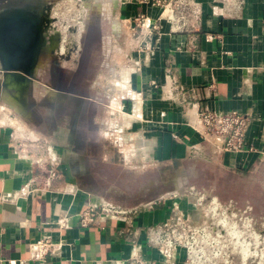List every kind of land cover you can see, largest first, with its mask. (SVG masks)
Listing matches in <instances>:
<instances>
[{
	"label": "crops",
	"instance_id": "0c3cea01",
	"mask_svg": "<svg viewBox=\"0 0 264 264\" xmlns=\"http://www.w3.org/2000/svg\"><path fill=\"white\" fill-rule=\"evenodd\" d=\"M97 2L109 32L101 77L88 88L94 96L48 94L39 65L30 91L36 105L48 99L39 116L4 98L0 76V264H41L29 260L28 245L42 237L63 244L45 264H129L134 256L165 264L147 246L145 228L165 221L173 207L185 215L194 208L181 198L164 200L169 194L149 199V162L179 167L190 147L209 151L190 126L199 113L250 119L244 152L211 156L220 168L244 174L264 160V0H196L198 12L184 28L148 5ZM138 16L144 19L133 29ZM91 108L104 116H92ZM85 122L102 135L114 132V144L94 155L79 127ZM37 161L61 174L48 189ZM103 203L136 208L132 227L116 220L81 227L79 214ZM64 217L67 228L59 230L55 222ZM172 264H182V254Z\"/></svg>",
	"mask_w": 264,
	"mask_h": 264
},
{
	"label": "built area",
	"instance_id": "2783aa9c",
	"mask_svg": "<svg viewBox=\"0 0 264 264\" xmlns=\"http://www.w3.org/2000/svg\"><path fill=\"white\" fill-rule=\"evenodd\" d=\"M137 5L157 8L160 16L169 22L184 28L192 15L198 12L196 0H131ZM143 16L134 19L135 29L141 25ZM155 28V27H154ZM250 119L239 112L199 113L190 126L202 137L203 144L209 148L212 156L223 153H241L246 150L245 135ZM196 146L190 147L189 153H203ZM52 162V161H51ZM42 166L45 176V188L51 187L61 174L53 163L37 161ZM40 166V167H41ZM179 198L171 194L166 198ZM163 200V199H162ZM149 203V206L155 205ZM196 207L209 216V223L196 224L185 218L178 207L165 221L145 228L147 246L157 250L165 264H172L182 254V264H264V232L256 228V221L251 208L237 209L231 202L221 203L216 197L207 198L204 194L196 196ZM136 208H126L103 203L99 207H90L79 214V224L86 228L98 226L107 220L120 221L132 227ZM62 230L67 228L66 218L55 222ZM128 230L123 231V233ZM29 260L45 264L49 257L57 256L63 247L62 242H54L49 237H42L29 245ZM129 264H148L138 256L131 257ZM149 264H151L149 262Z\"/></svg>",
	"mask_w": 264,
	"mask_h": 264
},
{
	"label": "rangeland",
	"instance_id": "374dc122",
	"mask_svg": "<svg viewBox=\"0 0 264 264\" xmlns=\"http://www.w3.org/2000/svg\"><path fill=\"white\" fill-rule=\"evenodd\" d=\"M5 1L12 0H0V3ZM40 1L42 6L49 8L50 16L55 19L51 26L59 32L60 42L58 47L53 49V54L56 57L57 67L63 68L64 73V88H56L54 78L49 73L43 76L42 81L45 85L52 86L48 94L53 96L55 94L53 89H57L62 92L61 95L66 94L63 97L67 94L94 96L88 89L89 85L99 80L106 62L104 37L109 32V26L104 17V5L100 2L95 4L94 0ZM86 2L91 6L87 7ZM52 27L46 31V34L54 32ZM90 32L92 36L89 35ZM45 59L44 56L40 57V67L45 66ZM36 76L38 78L36 81H40L39 75ZM3 96L11 102L12 95L5 92ZM44 100L36 105L30 92L27 108L42 116L45 114V109H48L45 105L48 99ZM12 102L16 104L17 109H22L15 99ZM59 110V114L66 115L68 107L62 105ZM89 114L96 117L104 116V111L91 108ZM107 115L109 113H106ZM79 127L82 134L90 138L96 156L97 150L102 145H113L115 142L114 132H107L110 135H102L103 128L100 129L86 122ZM80 147L82 148V145ZM211 156L210 151H206L205 154H191L189 159L176 168L149 162V199L160 195L178 194L179 198L191 203L190 207L194 208L190 216L182 211L180 213L191 222H194L192 220L194 219L196 224L198 221L200 223L210 221L209 216L195 205L196 196L199 194H204L208 199L216 197L226 205L231 202L237 209L248 206L256 221V228L264 232V160L250 172L241 174L220 168ZM115 174L111 172L109 176L115 179L117 178Z\"/></svg>",
	"mask_w": 264,
	"mask_h": 264
},
{
	"label": "water",
	"instance_id": "95a60500",
	"mask_svg": "<svg viewBox=\"0 0 264 264\" xmlns=\"http://www.w3.org/2000/svg\"><path fill=\"white\" fill-rule=\"evenodd\" d=\"M44 13L40 27L36 26L31 13L26 11L0 16L1 88L12 95L23 110L38 79L36 74L42 50L51 43L56 49L60 42L59 32L51 26L55 19L50 16L49 8ZM51 27L54 32L46 34ZM53 90L54 95L58 94L59 90Z\"/></svg>",
	"mask_w": 264,
	"mask_h": 264
},
{
	"label": "flooded vegetation",
	"instance_id": "af4514ba",
	"mask_svg": "<svg viewBox=\"0 0 264 264\" xmlns=\"http://www.w3.org/2000/svg\"><path fill=\"white\" fill-rule=\"evenodd\" d=\"M46 8L42 6L40 0H12L5 1L4 3H0V16L7 15L9 13H15L17 11H26L27 13H31L33 20L36 23V26H41V22L44 19V12H46ZM44 26V25H43ZM91 32H90V34ZM53 44H47L42 50V55L46 59V73H49L52 78H54V84L56 88H64V73L60 68L57 67L56 57L53 54ZM52 87V86H51Z\"/></svg>",
	"mask_w": 264,
	"mask_h": 264
},
{
	"label": "bare ground",
	"instance_id": "6f19581e",
	"mask_svg": "<svg viewBox=\"0 0 264 264\" xmlns=\"http://www.w3.org/2000/svg\"><path fill=\"white\" fill-rule=\"evenodd\" d=\"M53 92H55V91H53ZM8 97V96H7ZM12 98V97H11ZM13 99V98H12ZM10 100V99H9ZM14 108V107H13ZM17 109V108H16ZM18 111V110H17Z\"/></svg>",
	"mask_w": 264,
	"mask_h": 264
},
{
	"label": "trees",
	"instance_id": "16d2710c",
	"mask_svg": "<svg viewBox=\"0 0 264 264\" xmlns=\"http://www.w3.org/2000/svg\"><path fill=\"white\" fill-rule=\"evenodd\" d=\"M178 167V165H175V168Z\"/></svg>",
	"mask_w": 264,
	"mask_h": 264
}]
</instances>
